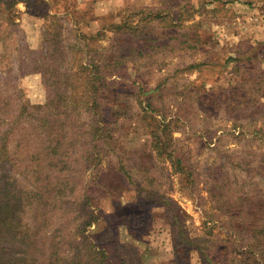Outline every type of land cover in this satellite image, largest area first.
<instances>
[{
  "label": "rangeland",
  "instance_id": "rangeland-1",
  "mask_svg": "<svg viewBox=\"0 0 264 264\" xmlns=\"http://www.w3.org/2000/svg\"><path fill=\"white\" fill-rule=\"evenodd\" d=\"M214 1L50 0L52 15L45 18L27 12L24 2L15 5L30 48L43 47L41 32L52 26L61 32L65 52L73 55V70L92 59L108 72L112 68L104 64L121 59L119 53L131 58L119 64L128 79L107 77L119 83L106 91L103 115L118 118L119 127L115 151L104 149L100 167L106 179L121 175L116 190L99 195L106 217L96 238L107 248V261L205 264L200 250L222 261L236 240L231 226H245L242 211L262 215L258 203L264 189L252 169L264 168V0ZM30 5L31 10L41 7ZM19 85L29 103L46 100L49 90L40 73L23 74ZM146 96L153 112L146 108ZM161 115L166 139L179 150L189 176L154 146L150 116L160 120ZM225 173L229 188L223 192L217 183ZM93 175L91 168L84 176ZM239 180L256 183L252 206L238 203ZM211 241L215 246L201 247Z\"/></svg>",
  "mask_w": 264,
  "mask_h": 264
},
{
  "label": "trees",
  "instance_id": "trees-1",
  "mask_svg": "<svg viewBox=\"0 0 264 264\" xmlns=\"http://www.w3.org/2000/svg\"><path fill=\"white\" fill-rule=\"evenodd\" d=\"M32 1L41 7L31 10ZM17 2H24L26 11L35 16L52 15L50 0H0V264H121L114 258L107 261V248L96 234L106 217L98 205L99 195L111 194L121 178L114 173L106 179L100 167L104 149L115 151L119 127L118 118L107 120L103 115L106 91L119 83L107 77L128 79L125 66L119 64L131 58L119 53L121 59L104 64L112 68L108 72L92 59L81 60L73 70L69 66L73 55L65 52L61 32L52 26L45 25L41 32L44 46L30 48L17 20ZM30 72L40 73L49 90L44 103H29L20 88V78ZM110 101L111 106L117 104L116 97ZM144 101L153 112L150 97ZM150 118L158 154H165L174 168L189 176L179 150L166 139L167 122L162 115L160 120ZM91 168L94 177L88 180L84 175ZM260 170L254 167L252 172L260 175L264 189V168ZM226 175L217 183L223 192L229 188ZM239 182L234 193L238 203L252 206L256 183ZM258 204L262 215L244 210L240 224L245 226H231L236 240L224 260H212L211 253L200 250L207 258L205 264H264V199ZM182 237L185 244L193 243ZM240 238L247 239L243 245ZM213 246L211 241L201 247ZM110 247L109 252H115V244Z\"/></svg>",
  "mask_w": 264,
  "mask_h": 264
},
{
  "label": "crops",
  "instance_id": "crops-1",
  "mask_svg": "<svg viewBox=\"0 0 264 264\" xmlns=\"http://www.w3.org/2000/svg\"><path fill=\"white\" fill-rule=\"evenodd\" d=\"M132 1H135V3H140V4H143V5H145L146 4V2L148 1V0H145V1H143V0H140L139 2L137 1V0H132ZM137 1V2H136ZM142 1V2H141ZM225 1V0H224ZM122 2H129V0H116V2L115 3H119V4H121ZM211 2H213V3H215V1L214 0H211ZM217 2H218V0H217ZM229 3V2H228ZM225 4H227V3H225ZM258 4V3H257ZM210 5H212V3H210ZM257 6V5H256ZM255 6V7H256ZM247 8H249V6H246ZM249 10V9H248ZM253 14H255V13H252L251 15H253Z\"/></svg>",
  "mask_w": 264,
  "mask_h": 264
}]
</instances>
